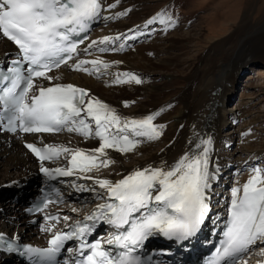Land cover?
<instances>
[{"label": "snow or ice", "instance_id": "6c2138e0", "mask_svg": "<svg viewBox=\"0 0 264 264\" xmlns=\"http://www.w3.org/2000/svg\"><path fill=\"white\" fill-rule=\"evenodd\" d=\"M119 0H0V34L17 45L18 52L6 68L0 67V131L12 133L76 132L85 138L96 137L98 147L85 151L66 145L25 142L39 162V172L50 181H58L74 191H91L102 202L86 213L83 219L68 223L70 217L45 212L50 204L63 202L57 187H42L44 193L25 209L43 213L41 230L50 233L46 247L18 243V234L8 237L0 231V250L18 253L28 264H145L141 252L146 242L157 235L178 242L194 238L210 210L209 192L219 166L210 168L211 136L197 135L190 147L171 164L161 161L135 168L114 182L107 178L85 176L99 167L113 163L106 152L133 151L144 139H157L164 127L155 123L164 109L142 117H122L115 108L88 90L71 83L44 86L38 80L51 82L52 69L71 63L77 71L99 73L117 61L79 58L98 52L118 51L125 45L116 42L136 40L154 31L174 28L177 21L167 11H158L126 33L104 35L92 40L85 48L80 44L95 22L115 19L127 10L109 12ZM142 27V30H141ZM112 45V46H110ZM142 83L139 74L117 73L114 84ZM125 106L128 101L123 102ZM171 107V105H167ZM94 124V127L92 126ZM64 157L66 165L48 167L46 161ZM239 171V170H238ZM250 175L243 184H234L227 207L221 239L207 264H247L243 259L254 249L264 255V168L249 167ZM75 177L73 180L59 178ZM92 180L96 187L87 188L77 181ZM70 211L78 212L77 208ZM63 222V229L56 225ZM107 225L111 231L93 237L97 226ZM74 241L75 246H66ZM165 251V250H161ZM257 264H264L258 261Z\"/></svg>", "mask_w": 264, "mask_h": 264}, {"label": "bare ground", "instance_id": "6f19581e", "mask_svg": "<svg viewBox=\"0 0 264 264\" xmlns=\"http://www.w3.org/2000/svg\"><path fill=\"white\" fill-rule=\"evenodd\" d=\"M120 1L121 0H119V3ZM107 2L112 3L113 0H107ZM117 7L118 5H116L114 9H110L108 11L117 12L115 11ZM134 14L136 18L140 17V13L136 14L134 12ZM153 14H146V20ZM137 21H139V26L143 25V22H140V18L132 23L131 21L120 22V18L110 19L107 21L101 19L98 23L102 26L100 28H93L91 38L81 47V49L85 48L92 40L103 37V35L126 33L128 29L136 26ZM155 25H158L159 27L158 23ZM241 26H246V30L250 29L251 32L248 35L255 40L253 45L256 46L254 47L256 50H253L254 48H250V50L248 49L245 54L247 58L244 62H242V65L246 67L248 64L252 63V58L254 56L257 59L264 60V20L260 23L254 24L250 21L249 15H245L242 17ZM107 28L108 30H106ZM171 29L173 32L166 40L164 39V33L166 31L162 30L161 26L160 33L159 31L157 32L159 33L158 35L156 34V30L149 34L140 36L136 40L129 39L126 41H117L115 46L118 47L120 43L125 45L118 51L101 53L93 48L90 50V55L85 56L82 54V56L79 57L89 60L100 57L103 60L106 58L109 62H118L110 64L107 69L101 66L99 73L92 71L90 65L88 66L90 68L89 72L72 69L70 65L73 63V59L66 66L50 73V75L54 77L51 82L42 79L37 81L38 83H42L44 86H50V84L55 83H71L79 88H85L88 90L90 96L99 98L109 104L115 108L122 117H142L163 108L164 110L160 112L154 121L157 124H160V120L166 119L163 118V114L169 103L177 101V103L180 102L182 104V107L177 110L175 116L169 117V119L165 120L170 122V125H168L170 126V129H167L169 128L168 126L166 129H162V133L157 139H144L143 142L133 151L123 154L114 149H107L106 152L108 157L114 161L109 164L112 165L113 169H109L108 171L105 169V171H103L102 168L104 167H99L89 173H85V175L107 178L114 182L135 168H143L148 164L158 166L161 161L171 164L190 147L189 141L194 142L197 139V135L211 136L212 138V144L210 145V168L214 169L217 165L220 168L221 166L225 167L228 164H232L231 159L228 162L227 158H223L225 156L218 154L217 144H219L222 138L220 130L227 116V113L226 111H223L222 106L226 99H228L226 96L229 94V89L233 88L237 82V76L243 69V66H232V63L229 61L231 56L228 54L229 52H232L236 46L234 45V40H237L238 36L241 37V33L238 32L239 35L227 36V40H223L226 41L223 47V53H219L220 55H217L212 52L208 57L203 59L204 64L201 69H197L193 74H188V87L182 94L178 93V95L176 94L177 96L171 97L169 100L160 101L158 93L165 90L160 89L161 83H156L154 81L146 85L141 75L145 74L147 77H150V73L153 71L160 80L163 78V73L167 74V76H173L172 73H168L169 70H171V66L174 64L172 60L173 55L171 56L170 50L175 47H182L183 45L181 46V42H184V40L191 39L194 41V37L192 38L191 35L183 33L184 27L179 24L178 21L175 27ZM121 30L125 32H118ZM99 31L101 32L98 33ZM161 37L163 38L160 40ZM212 38L213 37L211 36L205 37L204 39L198 38L199 41H197H212ZM224 38H221V40ZM197 44L198 43H196V47L199 46L202 48L203 44ZM249 45L252 47V43ZM213 49L215 50L216 48L214 47ZM129 50L130 52L128 54L123 55L125 54L123 52ZM13 51L14 48L12 45L0 36V60L5 59L7 54L12 53ZM210 51L212 50H209L207 53ZM157 52L161 53V55H167L158 61L151 60L153 58V54L156 56ZM125 71L139 74L142 83H111L117 73H123ZM112 73L113 77H111ZM100 77L101 79H99ZM158 79L155 78V80ZM124 101L129 102L127 106L123 103ZM161 114L163 117H160ZM92 126L94 127V124ZM168 130H170L169 138L166 136L168 139H164ZM227 138L226 143H229L230 138ZM28 140L38 142L41 145H66L70 148H80L85 151L94 149L99 145L98 138L94 136L85 138L76 132H70L66 129L57 135L29 136ZM23 141H25V139H23ZM21 142L22 140L19 138L18 133L0 132V231H3L10 237L13 234H18L19 239L25 243H44L49 238L50 233H40L35 227L31 226L30 219L24 212V209L20 205L13 204L9 200V194H15L16 192H14V189H16L19 184L31 183L37 179L36 174L39 168V163L35 161L22 147ZM66 163L67 161L65 158L60 157V159L55 163V167L66 165ZM98 170L100 171L98 172ZM218 173L219 170L217 172L216 179L212 182V186L218 179ZM249 175L250 173L245 175L240 184H243L248 179ZM77 183L82 184L87 188L96 186L93 182L86 183L77 181ZM96 188L98 192H103V190L99 189L98 186H96ZM211 190L212 188L210 189L209 195L211 194ZM25 191L32 192V186H27ZM65 194L70 198L69 200L71 203L63 207L62 214L68 215L70 217L69 221L71 222L82 219L86 213L90 212L95 207L96 204L102 202L101 200H97L91 191H87L85 193V191L79 192L72 189H66ZM230 199L231 197L229 200L222 198L219 199L220 205L212 206V203L210 202V210L205 219L206 231H208L211 227L209 220L212 216L220 217V220L224 219L222 210L228 207ZM73 207L77 208L78 212L74 213L70 211ZM62 226L63 225L58 226L57 228L60 229ZM255 255L257 258L252 259V261H247V264H257L258 261H264V255H261L259 250ZM0 264H5L2 259H0Z\"/></svg>", "mask_w": 264, "mask_h": 264}, {"label": "rangeland", "instance_id": "374dc122", "mask_svg": "<svg viewBox=\"0 0 264 264\" xmlns=\"http://www.w3.org/2000/svg\"><path fill=\"white\" fill-rule=\"evenodd\" d=\"M117 5L118 7L115 11L127 10L126 15L118 17L120 22L131 21L132 23L139 18L141 19L140 22H144L147 15L156 14L158 11L164 10L170 12L173 18L184 27L183 33L191 35L192 38L194 37V41L191 39L184 40V42H181L182 47H175L170 50L174 64L168 73H172L173 76H167V74L163 73V78L160 80L153 71H151L150 77L145 74L141 75L146 85L154 81L161 83L160 89L165 90L158 93L160 101L169 100L171 97L177 96L178 93L182 94L188 87V74H193L197 69H201L204 64L203 59L212 52L217 55L223 53V47L226 42L223 40H227V36L241 33V37L238 36L237 40L233 39L236 46L228 54L231 56L229 61L232 66H243L242 62L247 58L245 55L247 50L256 46L253 45L255 40L248 35L251 32L250 29H247V31L245 29L246 26H241L242 17L249 15L250 21L254 24L264 20V0H121ZM134 12L136 14L140 13V17L136 18ZM138 24L139 21H137L136 25ZM101 26V24H98L95 28H100ZM151 27L155 29L154 31L157 30V35L160 33L161 25L159 27L158 25H152ZM158 31L159 33H157ZM118 32L125 31L121 30ZM172 32V29H168L164 33V39L166 40L170 37ZM210 36L213 37L212 41L198 42L199 39ZM221 38L224 39L221 40ZM196 43H198L197 45L203 44L202 48L196 47ZM251 43L252 47L249 45ZM214 47L216 48L215 50L213 49ZM209 50L212 51L207 53ZM253 50H256V48ZM126 52H123L125 53L123 55L128 54L130 50ZM157 53V57L153 54L154 59L152 58L151 60L158 61L167 55ZM242 68L241 73L237 76V82L233 88L229 89V94L226 96L228 99L222 106L227 116L220 130L222 138L217 144V151L218 154L225 156L223 158H227L228 162L231 159L232 164L219 168L218 179L212 186L211 194L209 195L212 206L220 205L219 199L221 198L229 200L231 188L234 184H240L242 178L250 173V166L259 164L264 168V60L257 59L254 56L252 63ZM111 77H113V73ZM155 78L158 80H155ZM169 105L171 107H166L164 114L162 113L164 117L162 114L160 115V117L166 118L165 120L175 116L177 110L182 107V104L180 102L177 103V101L169 103ZM165 120H160L159 122L166 126L163 129L170 125V122ZM168 127L167 129H170V126ZM169 132L170 130H168L164 139L169 138ZM227 137L230 138L229 143H226ZM105 169L108 171L113 169V167L109 165L102 168L103 171Z\"/></svg>", "mask_w": 264, "mask_h": 264}]
</instances>
